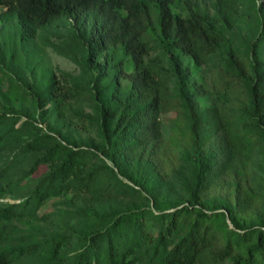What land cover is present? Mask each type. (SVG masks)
I'll return each mask as SVG.
<instances>
[{"label": "trees", "instance_id": "trees-1", "mask_svg": "<svg viewBox=\"0 0 264 264\" xmlns=\"http://www.w3.org/2000/svg\"><path fill=\"white\" fill-rule=\"evenodd\" d=\"M182 1L188 4L186 15L177 10ZM0 7V20H16L26 38H34L43 25L58 19H74L87 49L84 61L93 72L98 94L108 77L105 65L97 62L102 51L121 47L131 57V95L114 105L103 104L101 132L110 146L108 159L115 165L105 164L104 172L116 178L119 173L127 175L121 166L122 157H137L160 168L166 158L160 117L169 79L172 72L180 79L184 77L175 53L180 51L197 64L206 61L223 39L216 19L203 16L196 8L197 0H0ZM153 12L158 16L157 32ZM221 12L229 24L230 14ZM154 35L170 54L172 68L151 58L156 45L149 36ZM263 36L264 32L259 38L263 40ZM257 47V42L251 46L254 56ZM229 62L230 69L220 74L216 84L227 98L222 106L203 109L198 96L205 88L200 85L197 94H190L186 85L182 86L190 119L188 139L198 153L190 203L172 211L161 207L158 213L136 207L109 214L101 229L83 236L81 249L66 264H134L136 257L132 256L147 245L160 252L164 264H220L234 255L236 245L230 240L219 242L217 220L223 222L237 244H246L245 255L231 264H264V227L248 228L241 221L252 216L258 203L249 166L257 137L264 140V63L255 59L247 67L243 60ZM119 65L118 77L124 74L123 61ZM35 96L38 107L44 108L47 103L42 93L35 92ZM53 97L63 104L75 95L69 89L56 88ZM110 120H116V124L113 126ZM26 145L28 149L48 145L41 157L44 161L61 156L59 166L44 179L47 185L38 194L37 205L49 198L50 186L66 191L76 180L83 191L96 192L99 169H88L98 155L93 149L70 145L49 132L37 135ZM127 177L150 191L143 179ZM216 189L228 200L227 214L198 206L206 193ZM24 210L25 202L0 208V223L4 218L19 217ZM151 216L160 222L156 234L149 224ZM227 218L234 228L229 227ZM5 232H11V226L0 224V264H13V253L2 247ZM65 244L63 238L56 239L52 254L43 264H55L63 256Z\"/></svg>", "mask_w": 264, "mask_h": 264}, {"label": "rangeland", "instance_id": "rangeland-1", "mask_svg": "<svg viewBox=\"0 0 264 264\" xmlns=\"http://www.w3.org/2000/svg\"><path fill=\"white\" fill-rule=\"evenodd\" d=\"M187 7L182 1L177 10L186 15ZM196 8L203 16L216 19L223 36L221 45L201 64L180 51L175 53L184 77L180 79L171 73L162 107L166 158L157 168L137 157H122L121 166L127 175L119 173V178L104 172L105 164L115 165L108 159L110 146L101 132V119L103 104L114 105L131 95L130 75L134 71L131 57L121 47L102 51L97 62L105 65L108 77L98 94L93 72L84 61L87 49L74 19L61 18L43 25L34 38L24 37L16 20H0V208L25 202V210L19 217L4 218L0 223L11 226V232L4 233L2 247L13 253V264H43L58 238H63L66 244L63 256L55 264H66L81 249L83 236L101 229L109 214L136 207L158 213L161 207L172 211L190 203L198 153L188 139L190 119L182 86L186 85L190 94H197L202 85L205 92L198 96L201 108L220 107L227 98L216 84L220 74L230 69L229 60H243L247 67L255 59L264 63V36L263 40L259 38L264 32V0H197ZM222 10L230 14L229 24L224 22ZM157 17L153 12L156 32ZM149 37L156 45L151 58L172 68L170 54L161 41L156 35ZM254 42L258 44L256 56L251 53ZM121 61L124 74L118 77ZM56 88L69 89L75 97L61 104L53 97ZM35 92H41L46 100L44 108L38 107ZM110 122L116 124V120ZM45 132L70 145L89 147L98 154L88 166L99 169L96 192L83 191L76 180L66 191L50 186L49 198L37 205V196L47 185L44 179L61 163L60 155L50 161L42 160L48 145L28 149L26 144ZM257 138L249 170L258 203L251 217L241 219L248 228L264 227V140ZM127 176L143 179L151 192ZM227 201L224 193L216 189L206 193L198 206L227 214ZM17 209L22 211V207ZM149 220L156 234L160 222L152 216ZM227 222L234 228L229 218ZM215 227L221 244L230 240L236 245L234 255L220 264H231L245 255L246 244H237L222 221H215ZM134 256V264H164L160 252H155L151 245L139 248Z\"/></svg>", "mask_w": 264, "mask_h": 264}]
</instances>
